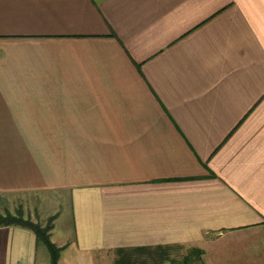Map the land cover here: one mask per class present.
<instances>
[{"label":"crops","instance_id":"0c3cea01","mask_svg":"<svg viewBox=\"0 0 264 264\" xmlns=\"http://www.w3.org/2000/svg\"><path fill=\"white\" fill-rule=\"evenodd\" d=\"M27 195L59 264H264V0H0V214ZM43 246L0 226V264Z\"/></svg>","mask_w":264,"mask_h":264},{"label":"rangeland","instance_id":"374dc122","mask_svg":"<svg viewBox=\"0 0 264 264\" xmlns=\"http://www.w3.org/2000/svg\"><path fill=\"white\" fill-rule=\"evenodd\" d=\"M40 197L41 196H39L38 198H35V196L31 197L29 195L23 196V199L21 198V199H19L18 202H15V203L11 202L9 204V207H5L4 211L2 212V215L12 216V217H15V218L22 220V221L23 220L24 221H30L35 225H38L42 228H46L49 224L52 225V222L54 221V219L57 216L45 215L44 213H41L39 207H38V209L40 212H37L38 210H37L36 205H38L40 203L39 202ZM44 200H45V196H44ZM22 202H23V204H22ZM61 210L63 211L64 208H61ZM67 218L70 219V216H68V215L66 216V213H65V215H62V217L58 221V225L63 224V226H62L63 229H64V227L67 226V224H69L68 223L69 221ZM41 250H42L41 252L44 253V255H45L46 261L48 263H50V255H49V252L47 251V249L43 246V247H41ZM191 254H192V251L188 249V252H187L188 258L191 257ZM169 255L173 260L172 264H183L181 262H183V258L186 255V252H185V250L182 251V250H178V249L175 250L174 249L173 251L170 252ZM116 256L118 258L117 254H116ZM139 257H140V262H144L148 258L147 255H145V254H139ZM139 257L136 254L135 258L138 259ZM200 257H192L193 259H192L190 264H195L199 260ZM109 259H111V257H109ZM116 260L117 259H115V262H116ZM133 261H136V260L134 259Z\"/></svg>","mask_w":264,"mask_h":264},{"label":"trees","instance_id":"16d2710c","mask_svg":"<svg viewBox=\"0 0 264 264\" xmlns=\"http://www.w3.org/2000/svg\"><path fill=\"white\" fill-rule=\"evenodd\" d=\"M4 225H22L24 227L31 228L37 236V242L39 244H43L49 251L51 256V264H59V260L61 257L62 249L58 248L55 244H53L50 240V229L52 225H48L46 228H42L38 225L33 224L30 221H22L12 216H4L0 214V226ZM166 248L158 247L153 250L145 249H134V250H119L117 251L118 258L116 260V264H131V261L133 260V257L135 254H150L151 258L156 257H166ZM155 251V252H154ZM195 254H197V257H200L202 255L201 251L192 250L191 257H187V264H190L192 261V257H195Z\"/></svg>","mask_w":264,"mask_h":264}]
</instances>
